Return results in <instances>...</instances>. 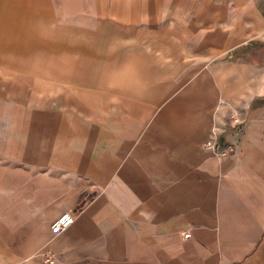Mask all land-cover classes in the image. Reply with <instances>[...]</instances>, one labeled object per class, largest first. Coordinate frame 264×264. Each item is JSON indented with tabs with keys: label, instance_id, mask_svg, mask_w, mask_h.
<instances>
[{
	"label": "crops",
	"instance_id": "0c3cea01",
	"mask_svg": "<svg viewBox=\"0 0 264 264\" xmlns=\"http://www.w3.org/2000/svg\"><path fill=\"white\" fill-rule=\"evenodd\" d=\"M0 264H264V0H0Z\"/></svg>",
	"mask_w": 264,
	"mask_h": 264
},
{
	"label": "built area",
	"instance_id": "2783aa9c",
	"mask_svg": "<svg viewBox=\"0 0 264 264\" xmlns=\"http://www.w3.org/2000/svg\"><path fill=\"white\" fill-rule=\"evenodd\" d=\"M226 152L223 150H220L217 152L218 157H223L225 156ZM73 220V212L72 211H62L58 213L53 220L49 224V231L51 233H57L61 231L63 228H65L67 225H69ZM189 235L188 231H185L182 233V237H187ZM52 257L53 255L50 252H45L43 261L46 263H51L52 262Z\"/></svg>",
	"mask_w": 264,
	"mask_h": 264
}]
</instances>
